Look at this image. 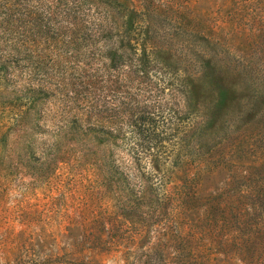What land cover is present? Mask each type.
<instances>
[{
  "label": "rangeland",
  "instance_id": "374dc122",
  "mask_svg": "<svg viewBox=\"0 0 264 264\" xmlns=\"http://www.w3.org/2000/svg\"><path fill=\"white\" fill-rule=\"evenodd\" d=\"M77 1L83 3L84 12L88 9L91 22L107 16L113 35L120 30V20L134 12L153 46L167 53L162 57L174 62L178 74L199 61L219 66L211 77L194 85V107L183 122L181 108L173 114L169 110L173 101L165 96L154 118L160 132L178 124L173 134L177 139L195 130L201 136L198 150L202 152L203 146L207 149L223 137L233 140V133L243 134L248 146L243 154L235 140L225 148L217 145L208 165L186 150L179 166H171L173 158L162 161L170 177L162 187L158 179L151 186L159 197L163 191L172 194L177 225L165 216L152 221L127 211L104 186L90 158L89 141L80 143L70 136L54 139L55 127L49 120L56 109L54 93L75 79L76 66L73 59L50 62L52 54L42 44L43 71L33 72L28 61L14 58L8 72H0V264H181L182 259L194 264H241L230 258L228 248H223L228 252L225 256L216 253L220 236L208 222L218 217L212 202L204 203L207 195L225 192L229 176L240 173L239 168L254 172L258 169L253 166L261 163L264 174V0ZM33 2L36 5L35 0L29 4ZM11 40L6 34L1 48L9 49ZM100 45L103 52V40ZM218 59L220 63H215ZM213 77L218 82L214 89ZM31 80L52 85L53 94L35 95L48 118L42 119L41 110L30 109L24 97V88L30 85L25 90L29 92L33 87ZM170 144L166 141L164 146L171 152ZM148 165L145 172L151 171ZM190 182L192 187L184 185ZM173 193L178 194V203ZM203 196L205 202L199 205ZM182 209L186 215L180 213ZM194 210L197 213L190 220L187 216ZM199 217L202 221L195 226ZM189 231L194 251L188 258L179 235Z\"/></svg>",
  "mask_w": 264,
  "mask_h": 264
},
{
  "label": "trees",
  "instance_id": "16d2710c",
  "mask_svg": "<svg viewBox=\"0 0 264 264\" xmlns=\"http://www.w3.org/2000/svg\"><path fill=\"white\" fill-rule=\"evenodd\" d=\"M30 1L0 0V35L4 39L6 34L12 36L13 43L9 49L0 46V72L5 75L14 58L28 61L33 72L43 71L42 44L47 45L46 50L52 54L50 62L73 59L75 79L64 83L65 88L54 93L56 109L49 119L55 127L54 139L70 136L80 143H91L90 158L95 161L104 186L112 192L119 207L152 221L165 216L177 225L172 194L163 191L159 197L151 186L152 180L158 179L162 187L170 177L163 170L162 161L173 158L171 166H179L181 154L186 150L208 165L217 145L225 148L235 140L236 148L243 154L248 145L243 134L233 133L230 135L233 140L223 137L207 149L203 146L202 152L198 150L201 136L195 134V130L176 139L173 134L177 133L178 124L160 132L154 118L166 95L173 101L169 108L173 114L181 108L180 122L190 118L194 85L201 78L211 77L219 66L211 64L210 60L199 61L178 74L174 62L162 57L167 53L153 46L147 28L138 24L134 12L120 20V30L113 35V24L108 22V17L101 15L91 22L88 9L84 12L81 1L35 0L36 5L29 4ZM44 1L49 4L43 5ZM210 83L213 89L218 85L214 77ZM30 84L33 87L29 92L25 90L30 85L24 88L30 109L35 113L41 110L42 119L48 118L49 112H45L43 103L40 104L35 95L53 94L52 85L45 80H31ZM72 87L75 90H70ZM94 140L96 143H92ZM166 141L171 143V152L164 146ZM148 164L152 165L151 171L145 172ZM256 166L258 170L248 173V167L239 168L240 173L229 176L225 192L206 194V202L203 196L199 203L212 202L210 206L217 213L218 218L208 222L211 228L216 227L215 234L220 236L215 244L216 253L225 256L228 252L223 248H228L232 252L230 258L241 264H264V174L259 170L261 163L253 168ZM146 180L149 183L146 184ZM184 185L192 187L193 184ZM174 196L177 202L178 194ZM181 206L178 204V211ZM185 211L182 209L180 213L185 214ZM196 213L194 210L187 217L193 220ZM195 220L194 225H200L201 217ZM202 227L212 235L207 226ZM186 234L179 237L185 246L184 254L189 258L194 249L189 241L190 231ZM202 235L206 238L203 231ZM227 238H230L228 243ZM180 262L194 264L190 259Z\"/></svg>",
  "mask_w": 264,
  "mask_h": 264
}]
</instances>
